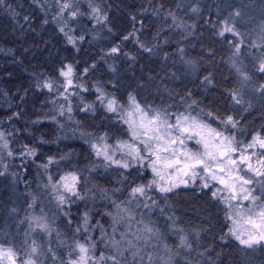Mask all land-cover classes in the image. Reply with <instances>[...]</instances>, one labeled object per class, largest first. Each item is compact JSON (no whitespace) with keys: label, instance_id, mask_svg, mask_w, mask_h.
<instances>
[{"label":"trees","instance_id":"16d2710c","mask_svg":"<svg viewBox=\"0 0 264 264\" xmlns=\"http://www.w3.org/2000/svg\"><path fill=\"white\" fill-rule=\"evenodd\" d=\"M99 2L109 26L104 39L94 41L86 35L75 43L34 0L0 3V127L9 136L15 157L9 174H0V234L13 229L25 215L29 194L24 191L35 186L41 162L68 155L59 165L64 172L88 169L95 162L92 143L68 129L61 131L51 118V93L40 86L46 78L61 79L68 65L86 89L91 86L81 93L76 119L85 132L104 133L110 141L127 138L130 130L113 112L96 104L93 86L118 106L127 102V96L144 90L150 102L163 106L177 97L191 98L217 118L232 117L245 142L264 135V97L249 109L233 101L231 91L240 80L232 63L235 44L228 34L220 35L222 18L215 9L195 19L182 0ZM114 47L119 51L112 53ZM247 49L242 48L238 59L247 64L258 83L264 82L261 52L254 49L249 54ZM163 87L164 93H159ZM89 173L91 183L101 189L122 185L126 191L142 178L138 168ZM213 190L210 183L208 188H180L165 196L177 223L191 236L189 261L179 259L176 264H242L240 244L226 233V205L212 195ZM96 207L94 220L108 221L105 206Z\"/></svg>","mask_w":264,"mask_h":264},{"label":"rangeland","instance_id":"374dc122","mask_svg":"<svg viewBox=\"0 0 264 264\" xmlns=\"http://www.w3.org/2000/svg\"><path fill=\"white\" fill-rule=\"evenodd\" d=\"M34 1L42 7L41 9L46 16L55 21L60 30L63 29L62 32L68 40L69 37H72L76 42L77 40H83L86 35H89L94 41L104 39V29L109 26L106 24L103 7L99 0ZM64 4H69L70 7L63 9ZM182 5L186 6L195 19L200 18L203 13L206 14L215 9L223 19L219 23V30L223 31L225 21H227L228 26L233 27L235 33H239V35H235L233 32H224L223 36L228 34L232 44H235V58L232 63L236 65L240 73L239 85L231 91L234 97L233 101L237 102L239 100L240 104L249 109L250 106L255 104L254 102L264 97V82L258 83L252 72L249 69L247 70V64L240 61L238 57L242 55V48L246 47L249 54L254 49L260 51L262 54L260 57L264 60V0H182ZM94 9L99 11L94 12ZM73 12L77 13L75 17L72 16ZM192 25H194L193 21L190 23V28ZM80 37H83V39H80ZM237 47H239L238 53L236 52ZM67 67L64 71L67 70ZM71 79V86L67 85L64 76L59 80L46 78L40 86L51 93L52 112H54L51 118L59 124L61 131L68 129L73 135L79 134L89 140L92 143L95 162L90 164L88 169L81 167L68 172L61 171L62 168L59 169L60 163L65 162L68 155L50 156L46 161L41 162L38 165L35 186L33 185V188L30 186L29 189L26 188L24 191L29 194L27 211L13 229L0 234V246L13 250L16 254L17 264H25L29 259L34 260L35 264H72V261L77 260L80 255L78 244H84L89 248L88 255L92 258L88 261L90 264H112V261L107 259L112 255H117L120 264H176L179 259L189 261L191 236L184 227L177 223L175 214L170 210L171 205L166 203L165 196L169 192L162 193L159 191V184L164 183V181H159V178L152 171L150 160L154 157H149L144 150V145L141 143L143 137L140 139L134 137L132 132L135 126L130 127L129 123L125 122L128 120L139 122V113L134 111L135 104H138L149 115L159 111L162 116H167L170 124H175L178 117L195 118L199 123L207 125L209 129H215L226 136H234L235 146L245 150V154L256 153V156H253L252 159L254 165L256 159L264 154V149L259 147L246 148V145L252 143L253 139L245 142L244 139L239 138V128L237 126L232 127L231 124H226L227 118H217L210 110L203 108L197 100L177 97L174 102H168L163 106L154 102V100L150 102L146 97L145 90L141 91L138 96L132 94L127 96V102L123 105L118 106V102L115 105L117 110L113 112L114 115L118 116V120L124 124L126 123L130 130L127 138L110 141L104 133L85 132L76 119V112L74 111L80 108L79 103H82L81 93L84 94L89 86L87 89L85 88L82 81L76 77L74 69ZM46 83L52 85L51 90L45 86ZM92 88L96 91L94 92L96 104H102L108 110L109 100L105 92L100 87L95 88L93 86ZM163 91L164 87L159 90V93ZM110 99V101H115L111 97ZM82 106L84 107V104ZM89 106L90 104L86 105V108ZM130 113L131 116H129ZM0 134H3L0 137V174L6 176L11 170L10 167L14 163L15 157L9 144V136L1 127ZM204 134H208L207 129H205ZM260 137L264 138V135ZM197 139L199 137L185 140L187 149L192 151L202 150V146L196 143ZM129 145L133 148L139 147L145 159L143 161L137 160L133 164L132 157L128 155ZM105 146H107L108 155L113 160L121 161V163L127 162L130 166L123 168L107 160L103 154L97 155V150L103 151ZM238 156L239 153L235 154L234 158H238ZM244 167V165H241V168ZM106 168L114 169L119 173L138 168L142 178L134 187L126 191L122 185H118L114 189H101L91 183L89 172L94 171V169ZM69 173H75L79 177L78 190L82 198L71 196L58 187L62 177ZM241 174L246 177L252 175L247 172ZM10 178L15 179L13 176H10ZM153 180H157L158 184L153 185L151 188L145 187L146 195L141 196L138 193L133 195V188L141 185L147 186ZM257 180L264 181V177H257ZM204 182L198 177L194 183L189 181L187 186L180 184L171 192L180 188H204ZM207 182L209 185L210 183L214 185L213 191L217 187H223L211 180ZM250 187L256 188L254 194H260L259 184H253ZM60 195L66 197L65 203L59 201L58 197ZM216 197L219 198V196ZM232 203L236 204L237 202L233 201ZM96 205L105 206L107 209L105 215L109 217L108 221L94 220ZM225 205L224 212L229 224L226 233L240 244L242 264H264V242L252 247L241 244L230 232V230L240 227V225H234L233 223V220L238 219V217L235 216L234 211L226 203ZM249 206V202L245 201L244 207ZM158 218L163 222H158ZM85 219L88 220L87 225H85ZM164 223L168 227H165ZM68 227L72 229V237L68 236L69 231L66 230ZM85 228H87V231H85ZM147 228H151L152 231L147 232ZM164 229H167V234H165ZM165 235L171 236L174 240L168 241ZM136 237H139V239H136ZM244 238H247V235ZM113 239L121 240L119 249L120 252H123L122 256L113 247ZM128 241L132 242L133 247L129 248ZM33 247L36 249L35 253L32 251ZM125 249L128 250L125 251ZM133 252L138 253V255L134 257ZM100 256H104L106 259L101 261Z\"/></svg>","mask_w":264,"mask_h":264},{"label":"snow or ice","instance_id":"6c2138e0","mask_svg":"<svg viewBox=\"0 0 264 264\" xmlns=\"http://www.w3.org/2000/svg\"><path fill=\"white\" fill-rule=\"evenodd\" d=\"M2 2L3 0H0V3ZM69 7V4L62 6L63 9ZM93 11L98 12L99 10L94 9ZM76 15V12L72 13L73 17ZM224 32H233L235 35H239V33H235L233 27L228 26L227 21H225V26L220 35H223ZM127 38L125 37V39ZM80 39H83V37H80ZM69 42L75 43L72 37H69ZM118 51L119 49L116 47L111 49L112 53ZM236 52H239V47L236 48ZM260 71H264V63H261ZM72 73L73 69L71 65L67 67L66 71H61V75L66 78L68 86L72 85ZM45 86L50 90L52 88L50 83H46ZM237 103H240V101L237 100ZM115 105V101H109L107 105L108 110L115 112L117 110ZM134 111L139 113V122L137 123L132 120L125 122L129 123L130 127L135 126L132 135L137 139L143 137L141 143L144 145V150L149 157H154L150 160L152 171L159 178V181H164V183L159 184V191L162 193L171 192L180 184L187 186L189 181L194 183L198 177L205 181L203 184L205 188L210 187L207 182L208 180L214 181L223 187H217L212 192V195L214 197L219 196L234 211L235 216L238 217V219L233 220V223L234 225H240V227L230 230L231 234L247 247L264 242V198H262L264 197V181L257 180V177H264V154H261L256 159L254 165L252 159L253 156H256V153H252L251 155L245 154V150L235 146L234 136H226L215 129H209L207 125L199 123L195 118L178 117L175 124H170L167 116H162L159 111L149 115L138 104H135ZM129 116H131V113ZM225 123L231 124L232 127L236 126V122L232 117H228ZM205 129H207V135L204 134ZM2 135L0 134V137ZM193 137H199L196 143L202 146V150L192 151L187 149L185 140H192ZM5 146L7 145L5 144ZM128 147L130 149L128 155L132 157L133 164L137 160L143 161L145 159L139 147L133 148L130 145ZM256 147L264 149V138H261L258 134L253 138L252 143L246 145L248 149ZM106 148L107 146H105V150L103 151L97 150V155L103 154L107 160L123 168L130 166L127 162L121 163V161L113 160L108 155ZM237 153H239L238 158H234ZM241 165L245 167L241 168ZM242 172L251 173L252 175L246 177L241 174ZM78 184L79 177L75 173H69L62 177L58 187L71 196L82 198L79 194ZM157 184L158 181L153 180L147 186L141 185L133 188L132 193L133 195L138 193L144 196L146 195L145 187L151 188ZM253 184L260 185L261 191L259 195L254 194L256 193V188L250 187ZM58 199L61 203L66 202L64 195H60ZM233 201L237 203L233 204ZM245 201L249 202L250 205L247 208L244 207ZM87 223L88 220L85 219V225ZM85 231H87V228H85ZM146 231L151 232L152 229L147 228ZM245 235H247V238H244ZM136 239H139V237H136ZM112 243L117 252H120L119 245L121 244V240L113 239ZM127 243L129 248L133 247L131 241ZM78 249L80 253L79 258L72 261V264H88V261L92 259L88 255L89 248L84 244H78ZM127 250L125 249V251ZM32 251L35 253L36 249L33 247ZM120 255L122 256L123 252H120ZM136 255L138 253L133 252V256L135 257ZM99 259L103 261L106 257L100 256ZM107 259L111 260L112 264H120L117 255H112L107 257ZM0 264H17L16 254L11 248L6 249L0 246ZM25 264H35V261L29 259Z\"/></svg>","mask_w":264,"mask_h":264}]
</instances>
